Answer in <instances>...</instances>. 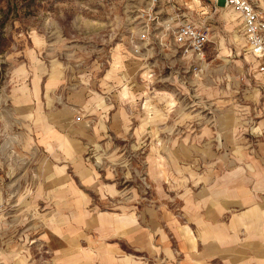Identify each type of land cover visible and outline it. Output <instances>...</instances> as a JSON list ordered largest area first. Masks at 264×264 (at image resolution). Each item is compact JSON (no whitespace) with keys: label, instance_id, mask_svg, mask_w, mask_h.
<instances>
[{"label":"rangeland","instance_id":"1","mask_svg":"<svg viewBox=\"0 0 264 264\" xmlns=\"http://www.w3.org/2000/svg\"><path fill=\"white\" fill-rule=\"evenodd\" d=\"M186 1L198 17L197 0ZM173 4L0 0V252L10 257L0 264H69L70 254L73 264H106L97 253L104 249L114 264H180L178 239L202 233L187 213L189 200L259 154L264 90L236 38L235 15L221 2L203 1L216 13L199 73L155 41ZM146 30L150 41L143 45ZM52 76L57 87L46 91ZM73 116L86 123L84 136L68 130ZM45 124L81 140L94 177L91 188L80 187L82 209L110 217L115 230L71 221L70 232L50 243L49 226L65 228L58 213H70L75 198L49 197L63 189L44 187L77 178L69 169L60 181L37 150ZM41 137H51L49 129ZM151 224L170 243L154 254L131 247V226Z\"/></svg>","mask_w":264,"mask_h":264},{"label":"crops","instance_id":"2","mask_svg":"<svg viewBox=\"0 0 264 264\" xmlns=\"http://www.w3.org/2000/svg\"><path fill=\"white\" fill-rule=\"evenodd\" d=\"M204 0H197L199 11L196 12L198 17L193 18L190 12L194 11L192 3L186 0H171L170 2L177 5H171V12L168 14L173 15L174 13H183L189 20H191L197 26H208L210 28V38L214 32V17L213 12L216 13V8L207 9L203 3ZM212 5L216 7L218 3H222L224 8L229 9L233 15H235L236 25L238 26L239 36L243 41V50L246 55V59H250V63L256 69V73L259 76V80L262 82V89L264 90V77L257 71L258 63L249 53L246 46L245 37L242 30V19L240 14L234 12L230 7L226 6L224 0H209ZM259 9L264 12V0H253ZM169 2V3H170ZM167 16V17H168ZM214 25V24H213ZM231 27V26H230ZM156 40H159L160 46L170 45L171 51L184 60H188L191 66L197 67L199 73L202 72L204 66L206 65V47L204 55L200 61L194 59L192 56H183L179 49L172 45L171 37L165 31H161L158 35H155ZM150 40L143 42L142 44H149ZM37 80V78H34ZM58 80L57 77L52 76L48 79L45 89L53 90L57 87ZM38 87V86H37ZM33 90V85H32ZM34 94V93H33ZM37 100V95H33ZM77 96L80 97V94ZM82 100V99H80ZM103 107V106H102ZM72 115V113H71ZM50 119H55L56 115L53 112L49 113ZM76 116H73L71 125L68 130H72L78 135H85L84 131L86 129V123L84 121L77 122L75 120ZM262 130H264V118L259 121ZM57 126V125H56ZM63 129L65 126H58ZM50 131L51 137L42 139L45 130ZM39 139V144L36 145L37 150L40 155L42 153L47 156V161L52 166H55V171L60 173V181H65L62 173L71 169L72 172L76 173L77 180L70 181L60 186H48L44 187L46 190L57 189V187H62V195H53L52 193H47V196L54 197H72L74 209L69 212L58 213L60 221L65 225L63 230H59L53 225H50V243L56 242L58 239L57 235L61 234L62 231L70 232L73 224L71 221H75L77 224L83 227H94L96 225L99 229L103 231H108L111 229L115 230V224L113 220H110L105 215L98 214L93 216L90 212H86L82 209V192L80 187L91 188L94 183V177L92 173L85 166L81 151L83 150L81 140L72 135L64 134L59 129L49 124L42 126L41 131L37 133ZM264 143L259 146V154L257 157L246 158V165L243 167L233 168L226 173L215 176L207 187L201 190L198 196L194 197V201L188 202V214L192 217V220L196 222L199 226V235H192L191 239L189 237L178 239V244L183 246V251L181 252L183 258L180 264H212L213 262H224L227 264H264ZM48 163V162H46ZM68 174V173H67ZM212 178V177H211ZM59 181H52V183H58ZM68 192H71L68 193ZM84 196V195H83ZM66 207L68 209L67 203L61 204L60 208ZM101 220V222L99 221ZM130 232L127 234L128 243L134 249L146 252L148 254L158 253L160 249H164L168 241L167 235H161L159 231H156V227H134L131 226ZM184 232L187 226H182ZM190 230V229H189ZM109 233V232H108ZM192 234V232L190 231ZM245 234V239H240L239 235ZM72 244V242H70ZM73 245V244H72ZM187 245L192 246L189 250ZM239 245V246H238ZM110 250H98L97 253L100 259L106 264L116 263V259L109 255ZM108 253V254H107ZM2 255L4 257H2ZM18 255V254H16ZM0 259L4 263L10 258L0 252ZM10 256V254H9ZM90 255H86L89 257ZM12 257V254H11ZM88 260V259H87ZM65 262L69 264L74 263V255L70 254L69 257L65 259ZM124 264V263H122Z\"/></svg>","mask_w":264,"mask_h":264},{"label":"built area","instance_id":"3","mask_svg":"<svg viewBox=\"0 0 264 264\" xmlns=\"http://www.w3.org/2000/svg\"><path fill=\"white\" fill-rule=\"evenodd\" d=\"M164 1L170 2V0H153L155 3ZM224 3L240 14L248 53L256 59L257 71L264 77V12L253 0H224ZM162 29L170 35L172 45L177 47L183 56H192L198 61L202 59L209 42L208 26H197L183 13L177 12L167 17ZM148 32L146 30L143 33V42L147 41ZM193 69L200 70L197 67ZM75 120L79 122L81 117L76 116Z\"/></svg>","mask_w":264,"mask_h":264}]
</instances>
